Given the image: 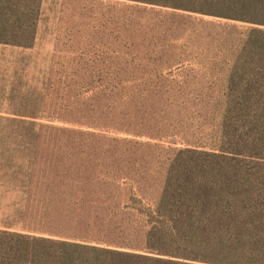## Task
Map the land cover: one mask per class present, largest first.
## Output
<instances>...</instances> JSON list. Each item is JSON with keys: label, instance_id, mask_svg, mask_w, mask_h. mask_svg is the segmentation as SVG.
I'll use <instances>...</instances> for the list:
<instances>
[{"label": "rangeland", "instance_id": "obj_1", "mask_svg": "<svg viewBox=\"0 0 264 264\" xmlns=\"http://www.w3.org/2000/svg\"><path fill=\"white\" fill-rule=\"evenodd\" d=\"M184 15L133 1L42 0L32 45L0 44V231L45 238L46 232L63 228L76 240L75 224L62 222L65 192L60 185L79 177L80 162L73 158L75 167L64 162L61 143L47 140L43 125L52 123L45 118L64 115L65 95L86 99L122 83L125 93L114 91L118 102L123 98L121 110L147 117L153 137L137 139L136 167L148 170L150 178L143 191L134 189L132 175L138 171L133 161H124L127 175L100 177L127 188L116 201L108 196L119 213L117 221L140 225L133 229L123 223L128 235L116 241L171 263H241L235 245L224 244L216 257L205 252L220 239L234 240L233 229L206 225L212 216L208 209L192 208L198 232L175 230L166 210H157L158 198L165 177L209 179L229 197L264 198V69L256 68L255 54L226 52L217 36L264 38V27ZM78 75L94 88H77L70 95L69 86L81 84ZM73 98L70 104L76 105ZM69 111L78 113L72 105ZM138 229L144 237L135 241L130 234ZM152 234L154 246L144 247L154 248L136 246Z\"/></svg>", "mask_w": 264, "mask_h": 264}, {"label": "trees", "instance_id": "obj_2", "mask_svg": "<svg viewBox=\"0 0 264 264\" xmlns=\"http://www.w3.org/2000/svg\"><path fill=\"white\" fill-rule=\"evenodd\" d=\"M123 1L153 4L183 11L185 19L231 20L264 27V0H172L173 7L167 5L168 0L164 3H158L161 0ZM41 4L42 0H0V44L30 47L35 38L36 17ZM197 32L200 37L202 32ZM217 36H220L222 47L226 52L245 53L250 56L255 54L256 68L264 69V38L250 36L229 40L223 34ZM103 74L104 72L100 71V76ZM90 75L94 74H88ZM116 75L111 74V77ZM77 78L81 84L70 85L72 90L68 91V94L75 95L77 88L81 90L88 86L94 88L93 82L84 80L81 75ZM125 89L122 83L116 85L112 83L104 86L101 91H93L86 99H83L81 94L79 98L65 95L64 115L45 118L52 123L43 125L46 128L47 140L61 143L64 162L74 167L77 161L73 158L80 162L77 172L79 177L74 182L68 180L60 185L65 192L61 202L64 204L62 222L75 224L76 229L72 236L78 242L64 235L66 231L63 228L57 233L52 232L58 234V237H52V233L46 232L48 237L45 238L38 237V234L43 236L40 233L27 235L0 231V264H181L150 258L135 252L140 250L131 251L127 249L125 243L116 241L128 235V232L123 230L128 229L123 228V223L133 229L140 225L131 223L125 218L117 221L119 213L112 210L108 196H113L112 198L116 196L113 199L116 201L127 192V188L118 181L108 184L100 177L106 175V172L127 175L128 173L123 169L126 165L124 161L125 159L127 162L133 161L131 167L138 171L132 175L136 176L132 179L134 189L143 191L150 178L148 170L142 172L136 167L140 165L135 159L138 153L136 147L140 145V140L137 139L153 137L147 131L152 127L147 117L141 116L138 111L121 110L123 98L118 102L114 97V91H120V94L121 91L125 93ZM72 98L76 105L70 104ZM71 105L78 112L76 115H71L69 111ZM53 122L58 123L57 127L53 126ZM111 133L126 136L114 137L110 136ZM192 165L197 163L192 162ZM191 169L198 171L196 168ZM65 175L70 177V174ZM162 184L163 191L158 198L157 210L160 211L161 208L166 210L165 213L170 217L171 225L175 230H178L177 227L180 230L189 227L195 233L198 232V229L193 227L199 222H196L192 208L197 205V208L208 209L212 216L206 225L233 229L234 240L228 239L225 242L224 239H220L214 243L213 249L205 248L206 253L216 257L218 251L223 250L224 244L235 245L239 248L242 259L241 263L232 264H264V198H249L238 193L236 197H229L224 191H217L209 179H166L165 177ZM223 208L227 211L222 210ZM180 211L184 213L180 214ZM51 219L47 216L48 221ZM130 235L135 241H140L142 237L140 229L136 233L131 232ZM151 237L148 242L136 246H154L152 242L157 237L154 234ZM163 245L165 244L159 246Z\"/></svg>", "mask_w": 264, "mask_h": 264}]
</instances>
